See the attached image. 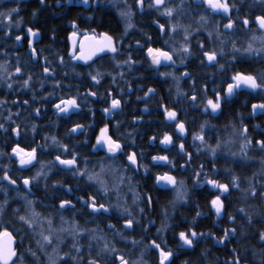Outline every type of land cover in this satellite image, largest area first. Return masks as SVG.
I'll return each instance as SVG.
<instances>
[{
  "label": "trees",
  "instance_id": "16d2710c",
  "mask_svg": "<svg viewBox=\"0 0 264 264\" xmlns=\"http://www.w3.org/2000/svg\"><path fill=\"white\" fill-rule=\"evenodd\" d=\"M249 1L239 0L238 2V0H229V3L234 2L239 8V12L236 11L232 15L234 20L237 15L240 17L247 15L250 19L255 18L256 15H264V9L261 7V4L257 3V5L250 6ZM0 6L6 9L7 3L0 4ZM30 6L36 7L39 10L38 16L31 23L32 25L36 24L35 26L39 27L42 30V35H44L43 40L35 46L38 53L37 61H33L30 58V51L24 41L18 46L14 44L10 36L5 35L6 31L0 32V61H7L10 73H13L10 78V83L13 84V87L11 89L7 88L5 91L0 89V99L7 101L4 104H0V124H3L5 129H7V131L0 130V152L7 154L8 150L16 145L26 149L37 148L40 159L52 161L60 153V150L52 144L50 139L55 136L57 140L68 144L70 149L74 146V150L79 153L81 159L88 157L90 162L95 163L98 160V154L93 153L92 144H94L98 130L106 124L101 123L105 119L101 107L103 108L105 105L109 106L108 92L106 91H113L112 95L121 100V108L114 112L113 117L109 120L110 123H108L112 136L114 139H119L125 145V152H142V163L149 168L147 174L142 171L138 173L128 172L126 175H134L135 182L133 183L139 182L138 189L143 193L151 190V195L154 199V206L146 208L141 225H138L134 231L125 230L127 237L131 240H140L142 236L146 237L142 245H147L148 241L155 237L156 229L160 226L162 208L167 207L170 215L168 223L171 227L163 236L167 240V246L176 252L174 264H183L184 261H190V264H230L236 257L240 258V264H259V249L261 244L258 241V233L264 230L263 200L251 196L245 199L238 190L230 188L229 193L222 196L225 208L221 217L217 218L211 207V200L218 195L219 191L207 183L197 185L195 173L200 171V165L203 164V172L208 174L207 178L215 179L220 183H230L232 175H237L243 181L241 187L244 188L248 187L246 178H251L257 190L264 191V188L260 187L261 182H264V175L260 174L262 167L260 160L264 158V152L259 151L255 145L256 140L264 139V112L259 111L253 115L251 109L255 101L264 103V92H241L238 96L232 98L229 104L223 107V114L211 115L205 113L203 110L206 99L214 96L209 91L213 88H220V83L226 81L236 71L257 76L260 72L264 71V53L253 56L239 55V58L234 54L237 57L235 61L219 59V63L225 65L224 70H220L218 66L207 65L206 62L204 65L207 68H204V65L201 67V61L197 58L201 55L198 51L199 45L197 41L204 42L205 50H210L213 46L204 33L196 34L191 40L192 51L196 54L191 57L194 58L191 63L193 66L198 64L199 67H194L192 70L191 81L195 83L197 93L202 92L205 87H207L208 92L206 94L200 92L194 106L186 97H178L172 93L169 77L159 79L157 76L148 73L144 49L152 41L146 43V38H141L139 41L143 45V49L132 47L129 53H131V56L139 58L140 62L145 64L143 75L136 74V71L134 75L138 77V80L142 78L143 99L137 101L134 100L136 97L134 96L132 97L133 102H128L127 99L131 95H119L120 93L114 92V90L121 88L120 77V80L112 84L110 82L112 77L105 76L99 85H95L86 75L89 71L87 67H78L76 71L82 75L73 76L70 68L61 66L55 54L59 53L64 56L65 61L69 60L67 55L69 47L63 42L64 35H62L66 26L62 21H59L53 4L49 5L47 12L41 11V5L37 4V0H34ZM22 7L27 8L26 5ZM105 13H108L109 16H106V14H97L96 16L97 24L102 29H104V25L106 24L111 27L114 24L119 25L121 23L120 16L115 10ZM148 19L147 16L145 33L151 35V31H157ZM239 23L237 22V25ZM148 26L151 27L148 28ZM237 31L240 32L238 36L226 37V39L228 38L227 43L230 44V47H227V43L224 44L226 49L232 48L231 42L233 40L236 42L237 47H239V42L243 41L242 37L245 35L242 33L243 30L240 25ZM109 32L119 36L113 29L109 28ZM156 34L158 36V33ZM223 34L226 33L223 32ZM129 53H125V55ZM121 54L122 51L117 56H121ZM42 57H47L52 63L45 65ZM17 65L22 68V74H15ZM45 66L54 69L55 75L46 78L43 75V67ZM101 70L103 71L104 69ZM107 71L111 70L107 69ZM65 72L69 73L68 76L64 75ZM30 74L32 75L30 86L23 88L21 86L22 81ZM57 81L60 82V87H55ZM41 83H43V87H41ZM149 88L155 89V92L150 94L149 97L144 98V93ZM89 91L96 92L98 94L97 97L86 96L85 94ZM50 93L51 95H49ZM44 97H47V99H42ZM69 98L77 99L80 106L79 111L73 110L67 116L63 114L58 115L53 105L59 103L61 99ZM25 100L28 101V104L23 103ZM161 105L177 112L178 121L185 123L186 135L181 136L176 131V122H170L165 119L164 110L160 107ZM146 107L148 111L141 112V108L145 109ZM35 109L40 110L39 116L36 115ZM9 113H11L10 119H8ZM138 119L139 121H137ZM204 121H208V126L205 128L203 134L206 137L207 143L213 146H215L217 138H228L232 131L230 126L232 123H235L237 127L240 126L241 122L246 125L249 129L248 136L253 140V145L248 151V155L252 159L244 160L238 154L236 157L230 155L231 152L238 151L237 143L239 138L234 137L237 139L235 143L217 153L215 160L216 171H213V158L204 150L198 152L196 146L199 145V141L194 142L192 139V134L200 131V125ZM118 122L119 127H117ZM76 124L84 125L86 131L70 134L71 128ZM33 125L36 126V131L32 130ZM226 125H228L227 128L225 127ZM257 125L259 127H256ZM17 126L20 129L19 136L12 133V128ZM165 133L172 136L175 146L169 145L168 148H164L160 145V140ZM45 137H49V139L46 141ZM151 137H156V139L150 143ZM85 140L88 141L86 145L83 143ZM133 140L135 141L134 144L132 143ZM180 143H184L186 151L192 153L190 164L184 168H180V165L185 164L187 157L184 154H178ZM38 146L48 147V149L47 151H43ZM60 154L62 158H69L67 154ZM154 155L168 156L169 160L176 164V167H172L170 164H163V162L154 164L152 162V156ZM3 156L8 158L7 155ZM10 160L12 163L14 162V158ZM116 162L118 167L126 163L123 156L118 157ZM58 169V166L56 169H53L49 173L50 178L45 180V184L48 186L47 190H49L47 193L48 197L57 189H60L53 187L56 181H63L72 188L76 184V180L70 175V172H61ZM226 169H231V173L225 171ZM11 170L10 175L13 178L29 174V170L16 168L15 164L11 166ZM164 171H169L178 180H183L189 191L187 202L178 204L175 210L169 204V201L173 199L169 192L161 191L155 185L156 175ZM199 180L203 182L206 180V177L202 174ZM51 190L54 191L52 192ZM63 192L65 193L63 198L67 199V193ZM38 193L39 191H37V195H40ZM10 200H8L10 206L4 211V217L0 218V221L2 220L1 223L8 229H10L8 221L12 215L14 216L15 206H18ZM240 207H244L253 215L251 224L247 222L243 214L236 211ZM197 212H200L201 215L197 216ZM230 213L235 215L234 223L228 219V214ZM65 214L73 216L71 211H66ZM138 219H141V217ZM147 219L154 220L155 225H150V231L144 233L141 229L142 225L147 222ZM115 225L117 230L121 229L118 223ZM189 228L198 233H211L216 237L223 236L225 228H235L236 234L231 236L225 244H218L209 236L198 239L194 248L180 249L178 247L180 243L178 233L187 231ZM116 243L118 249H127L123 243ZM233 249H236V251L233 252ZM21 250L20 248V252ZM254 250L257 252L255 257L253 256ZM205 252L206 254H202ZM91 253L92 256H95L93 251ZM107 259H113V257H107ZM144 259L147 264H156L157 253L154 251L145 252ZM84 264H87L86 257Z\"/></svg>",
  "mask_w": 264,
  "mask_h": 264
},
{
  "label": "snow or ice",
  "instance_id": "6c2138e0",
  "mask_svg": "<svg viewBox=\"0 0 264 264\" xmlns=\"http://www.w3.org/2000/svg\"><path fill=\"white\" fill-rule=\"evenodd\" d=\"M59 4L61 0H56ZM104 0H80V3L83 5H89L90 3L96 5L98 3H103ZM110 3L114 7L119 8V4L116 3V0H109ZM168 0H150L147 4L148 9H155L159 16H163L168 18V24L159 23L158 20H153V23L158 26L159 32L161 34H166L168 32L172 33L173 35L177 33V31L183 32V40L179 44V47H172L171 51H164L161 48H154L152 46H148L146 49L147 57L151 61L152 66H156L157 70L158 67L162 64L165 66L176 65V60L174 59L175 56H179V64L185 65L186 60L195 56L196 54L192 51V44H191V37L193 35L192 31H190V26L186 27L179 22L172 23V18L177 13L178 9L182 10L183 8V0H181L180 5L176 7H169L167 6ZM41 5L45 4V0H39ZM64 3H68V0H64ZM136 8L139 9L140 13H143L145 10V0H134ZM257 3L264 5V0H257ZM124 8L119 10V16L124 21L123 32L119 37H113L109 35L107 32L100 33L99 40H95L94 37L96 36L95 29H92L93 36H89L87 32L83 33L84 40L89 41L91 43L88 44L86 47L85 42L77 41L74 39L77 36V32L79 31L78 25L76 21L71 22V27L73 31L69 34L68 40L71 42V48L68 51L67 55L69 57L68 61H65L64 56L56 53L55 55L58 57V62L61 66L70 68L73 76H81L82 74L77 72L76 69L81 65L79 63H71L75 62H83L84 66H87L89 71L86 73L87 77L93 82L95 85H99L101 81L104 79L105 76L112 77V83H116V75H113L112 72L104 70L102 71L100 67L93 68V64H95L94 57H97L99 53H111L112 60L115 68L119 69L124 65H127L129 69H131L135 64L139 63V61H134L132 59L131 53L127 56L126 59L123 61L118 60L117 54L120 52L121 46L123 45V40L129 35L131 29H134L136 26L133 24L132 19L133 16L136 14L133 10V5L127 3V0H124ZM203 4L207 5L209 9L212 10L213 13L216 14H223L227 18V23L223 24V28L226 30H233L237 22H242V26L244 29H249L252 20L246 15L244 17H240L237 15L236 19L234 20L230 15L232 9H236L239 12L238 6L233 2L229 3V0H203ZM163 8L161 12L160 9ZM18 8H11L7 11H0V18H3L6 21L5 27L13 26V13L18 14ZM37 13L34 11L32 13L35 16ZM88 20L94 21L95 16L90 15L87 17ZM255 24L257 25V29L254 30V34L251 35V38L247 44V47L241 49L236 46V42L233 40L231 51L233 54L236 53H256L261 54L264 53V15H256L255 16ZM22 23L21 20H16L14 26L19 28ZM198 23L201 27L207 25L209 23V17L202 15L199 18ZM217 26L215 29V38L219 41V47H213L210 50H205V44L203 41H197L199 45V53L201 64L204 65L207 62V65L210 66H218L220 70L225 69L224 64L219 63V57H223L224 53V44L226 43L225 39H222V33L219 28L220 22H216ZM197 32L200 29H196ZM255 31H259L260 34L256 35ZM10 33L5 32V35H9ZM39 35L38 30H33V28H27V37H28V47L30 50V55L33 60H35L38 56L37 50L34 48V38ZM146 40L145 42H149L152 40V37L147 33H143ZM208 39L212 40L213 32L208 31L207 33ZM22 36L16 35L15 41H21ZM259 41L260 46L255 47L254 43ZM79 43V48L77 49L76 45ZM167 44L168 42L165 41ZM137 47L143 49V45L140 41L136 42ZM131 47V46H129ZM45 65L51 64L47 57H42ZM235 59V55L232 57ZM15 74H22V68L17 65L15 68ZM68 72H65L64 75L68 76ZM13 74L8 72V65L7 61L0 63V80H3L7 84V88L11 89L13 87L12 83H7L8 79L11 78ZM43 75L47 78L49 76L55 75V70L50 69L48 66L43 67ZM118 75L121 79L124 77L123 72H119ZM160 76L162 77H171V79L176 84V92L178 97H186L189 101L195 106L196 101L198 99L199 93H197L195 88V83L192 85L193 94L191 97H187L186 93H183L180 89V80L185 78H191V73L188 71H184L180 73L179 76L175 74V72H160ZM32 81V75L30 74L26 79L22 81V87L28 88L30 86V82ZM231 83L227 84L225 89H217L213 88L212 92L214 96L212 98H207L206 102L203 105V110L205 113H210L211 115L223 114V107L231 101L233 96L235 95L236 91L240 89L242 86L244 88L250 89L254 92H264V71L260 72L259 75H253L250 73H244L240 71H236L231 76ZM41 87H43V83H41ZM55 87H60V82L57 81L55 83ZM123 91V90H122ZM205 94L207 93L208 89L205 87L203 89ZM155 89L149 88L144 93V98L149 97L150 94H153ZM51 95V93L49 94ZM86 96L90 97H97V93L93 91H89L85 94ZM108 98L110 99V105L105 107L102 111L105 116L111 115L114 111L119 110L121 108V100L115 98L112 95V92L109 91L107 93ZM42 99H47L44 97ZM138 99H143L138 97ZM7 101L0 100V104H4ZM15 103V101H13ZM24 104H28V101L25 100ZM53 107L56 110V113L63 114L65 116L69 115L72 110L78 109L79 104L76 98H69V99H61L59 103L54 104ZM161 108L164 110V117L167 121L176 122V131L181 135H186V127L185 123L182 121H178V115L175 110H171L168 107L161 105ZM252 114L255 115L256 112L259 110L264 112V103L259 104H252L251 106ZM36 115H40V110H34ZM144 111H148L147 107ZM19 115V113H17ZM11 118V113H9L8 119ZM208 126V121H204L200 125V131L198 133L192 134L193 141H199V145H197V151L200 152L201 150L206 151L212 158H213V171L215 169V160L217 158V153L222 151V149L226 148L227 146L235 143L234 137L241 138L240 142V150L239 155L244 160L252 159L248 155L249 149L253 145V140L248 136L249 129L246 125L242 122L239 127L235 123H232L231 126V133L229 134L227 139L224 138H217V142L215 146L208 144L206 141V137L203 134L205 128ZM117 127H119V122L117 123ZM226 128L228 125L225 126ZM256 127H259L257 125ZM0 130L7 131L3 124H0ZM32 130L36 131V126H32ZM78 131H86V128L82 124H76L74 127L71 128L70 134L77 133ZM12 133L16 136L20 135L19 126L12 128ZM131 135V133H129ZM49 137H45L47 141ZM52 144L56 146L60 153L67 154L69 158H62V155L58 153L53 161H48L46 164L41 162L40 167L35 172L34 175L30 177H24L21 181V184L24 189L27 190L26 193L20 194V199L24 200L25 205L30 210L26 215H18L17 219L21 222L22 226H26L28 230H35L40 213H37L33 207L34 201L28 199V193H31L32 187L39 183L41 179L47 180L50 178L49 173L52 172L53 169L57 168V165L61 166L58 170L61 172H70L72 177L76 180H84L86 181L88 186H95L94 191L87 194L85 197L84 195L76 197V200L89 211V215L97 214V215H104L112 212L113 209L119 213V216L124 219L123 228L117 230L114 224H108L107 227L109 229H113L116 236H119L121 240L125 243H128V237L125 233V230H135L138 225H141V220L145 216L146 208H152L154 206V199L151 195V190L147 193H140L136 189L139 187V182L133 183L134 175H126L129 171L133 173L139 172L143 170L146 174L149 171L147 165L142 163L143 153H137L135 151L125 152V145L122 144L119 139H114L111 135H109V126L105 124L103 128L100 129V134L96 137V141L92 144L93 153L98 150H102L105 152V156L101 157L99 160L96 161V164L93 168H89L88 165L90 163L88 157L83 158V166H81V157L79 153L74 150V146L70 149L68 144L62 143L61 141L57 140L55 136L50 138ZM156 137L150 138V143L155 141ZM85 145L88 143L87 140L83 142ZM132 143L134 144L135 141L133 140ZM161 145L165 146H175L173 144V138L168 133H165L163 138L160 140ZM255 145L257 149L261 152H264V139L256 140ZM43 147V146H38ZM37 148H32L31 151H25L23 148H20L19 145L12 147L11 153L5 154L0 152V155H8L9 159L15 156L19 162L21 168H25L27 166H35L34 161H37ZM184 154L187 159L185 160V164H181L180 168H184L186 165L190 164L192 159V153L187 152L185 149L184 143L179 144V153ZM231 156L236 157V152H231ZM123 156L126 160V163L122 164L120 167L115 166V162L117 161L118 157ZM152 162L154 164L158 162H164L166 164L172 165V167H176V164L169 160L168 156L165 155H154L152 156ZM261 163V175H264V158L260 160ZM98 166L99 170H96ZM204 165H200V171L195 173L196 184L199 185L201 183H207L212 186V188L217 189L219 191V195H216L211 200V207L214 209L217 218L221 217L223 214L225 204L222 200V196L229 193L230 188L238 190L243 198L247 199L249 196L256 198L258 197L261 200H264V191H258L257 188L253 185L251 178H246L248 182V187L244 188L241 187L243 181L237 175H232V179L230 183H220L219 181L211 178H207L208 174L203 172ZM225 171L231 173V169H226ZM111 173L114 177V183L109 186L108 182L103 179L106 173ZM206 177L205 181H200L199 177L201 175ZM255 175V174H254ZM0 181L7 182V185L16 186L17 190L19 189V185L17 179L13 178L10 175V172L6 169L3 172V176H0ZM126 183L128 191L132 193V204L129 205L127 200L124 199V196L121 193V188ZM161 183L165 186H170L171 190L175 193V196L169 204L171 205L172 209L175 210L176 206L180 203H186L187 198L189 196V192L187 187L185 186V182L183 180H177V178L173 175L168 173H164L163 175H157L155 177V185L160 186ZM47 184H45V188L47 189ZM54 188H63V190L67 194L73 193L74 189L65 184L63 181H56L53 185ZM261 188H264V182L260 184ZM0 191L4 193V200L0 201V213H3L7 207H9L8 201V188L0 185ZM112 193H115L116 196V203L111 202H104V198L111 197ZM144 203L145 207H140L141 203ZM135 206L138 211L134 214L133 207ZM65 210H73V217L76 215V204L71 199H62L59 202L58 211L63 212ZM15 212L19 213L20 209H15ZM236 211L243 214V216L247 219L249 224L253 221V215L250 214L244 207L238 208ZM162 219L160 226L156 229V235L154 238L148 241V244L144 246V250L141 253V258L138 260H131L126 258L123 254L118 253V249L115 245H110L109 243L105 242L103 247H101L95 256H92L91 251H89L87 264H116V261L119 264H146L143 260V255L145 252H152L154 251L157 253V260L156 264H174V259L176 256V252L167 246V240L164 239L163 234L171 227L168 223L170 220V215L168 212L167 207L162 208ZM197 216H200L201 213L197 212ZM137 216L141 217L138 219ZM229 221L235 222V215L230 213L228 214ZM61 221L64 224H69V221L65 220L63 215H61ZM46 223L48 225V235H44L43 226L41 225V240H37L36 243L40 250L44 251L47 247L52 248L51 253H46L47 255V264H84L85 257L83 255H72L69 252H64L61 254L60 244L63 243V237L61 234L67 233L72 236L73 243L71 245L72 249H74L75 253H81V246L78 243V238L88 235L90 239L99 240L104 239L102 236H98L97 233L101 231L99 228H82L80 224L73 218L69 227H61L59 230H56L52 227L53 219L51 217L46 218ZM154 226L155 221L152 219H147V222L142 225V232L147 233L150 231L149 226ZM236 234L235 228H225L223 236L216 237L211 233H198L192 228H189L187 231H181L178 233L179 245L180 249L184 248H194L196 241L200 238H207L211 236V238L218 244H225L231 236ZM146 237H143L140 240L132 239L130 243L133 247L139 246L143 244V241ZM24 237H21V241L16 247H13L14 244V236L13 233L8 230L7 227L0 229V264H24L25 254H29L33 257L36 256V253L32 251L31 248L25 249V252H19L17 249L23 246ZM258 241L261 244L259 249V264H264V230L259 231L258 233ZM91 249V245H89ZM236 249H233L235 252ZM202 254H206L202 253ZM257 252L253 251V256L255 257ZM106 257H113V259H107ZM183 264H190V261H184ZM230 264H240V258L236 257L234 260L230 262Z\"/></svg>",
  "mask_w": 264,
  "mask_h": 264
},
{
  "label": "rangeland",
  "instance_id": "374dc122",
  "mask_svg": "<svg viewBox=\"0 0 264 264\" xmlns=\"http://www.w3.org/2000/svg\"><path fill=\"white\" fill-rule=\"evenodd\" d=\"M0 1H3V0H0ZM20 1L21 0H5V2L7 3V8L8 9L18 8V4H19ZM238 2H239V0H238ZM249 2H250V6L257 5V0H250ZM116 3L119 4V8L114 7L112 5V3H111V7L115 11L117 10V12L119 14V10L124 8L125 4L123 5L119 1H116ZM180 3H181V0H168L167 6L176 7L177 5H180ZM261 7L264 9V5H261ZM5 11H7V10H5ZM160 11L162 12L163 8H161ZM236 11H237L236 9H232V11L230 12V15L232 16L234 12L236 13ZM156 13H157V11H156ZM15 15L18 17L17 13H13V20H12V25L13 26H9V27H5L7 22L4 21L3 18H0V26L2 28V31H4V32L6 31V32L10 33L7 36H10V38H11V40H13L14 44L18 43L17 41H15V36L16 35H22V33H20V31L22 30V26L20 25L19 28H16L14 26L15 21L18 20V19H16ZM157 15H158V13H157ZM202 15H205V16L209 17V23L207 25L203 26V27H201V25L198 23L199 18ZM159 17L163 18V20L165 21L166 25L168 24V18L163 17V16H159ZM251 20H252V23H251L249 29H244L243 26H242V22L239 23V25L242 27V30H243L242 33L245 36L242 37L243 41L239 42L240 44H239L238 48L247 47V44H248V42H249V40L251 38V35L254 34V30L257 29V25L254 22L255 18H252ZM217 21L220 22L219 28H220L221 33L222 34H223V32L226 33V34L222 35V39H225L226 43L228 42V38L226 39V37H228V36L229 37H231V36H235L236 37L240 33L236 29V27L239 26V25H236V27L233 30H231V31H229V30H225L224 31L223 30V24L228 22L227 18L222 13L221 14L213 13L212 10L209 9L207 5L203 4V0H183V8H182V10L178 9L177 13L172 18V23L179 22L180 24H182V25H184L186 27L190 26V31H192V33H193V35L191 37L192 39H193V37L196 34H199V33L200 34L204 33L207 36V38H208V35H207L208 31H212L213 32V38H212V40H210V43H211V45L213 47H215V46L219 47L220 46L219 41L216 40V38H215V29H216V26H217V24H216ZM122 22H123L122 25H124V21L123 20H122ZM198 28L200 29L199 32L196 31V29H198ZM255 34L259 35L260 32L255 31ZM12 37H13V39H12ZM182 40H183V32L182 31H177V33H175L174 35L172 33L168 32L166 34L165 38H164V42L163 43H164V46L170 52L172 47H179V44L182 42ZM165 41H167L168 43L166 44ZM228 46L230 47V44L227 43V47ZM254 46L255 47H259L260 46L259 41H256L254 43ZM223 48H224L225 55L222 58H223V60L226 59L227 61L228 60L235 61V59L237 58L236 56H238V58H239V55H247V56L257 55L256 53L248 54V53L240 52V53H236L235 54L236 58L233 59L232 57H233L234 54L232 53L231 48L230 49H228V48L226 49L225 45L223 46ZM174 58L179 62V60H180L179 56H175L174 55ZM0 63H3V62L0 61ZM8 72L10 73L9 68H8ZM176 75L179 76L180 73L176 74ZM181 81L182 80H180V85H179L180 89H181ZM10 82H11V79H8L7 83H10ZM6 85L7 84L3 80H0V89H3V91H5V89H7ZM173 87H174L175 92H176V84H175L174 81H173ZM176 95H177V92H176ZM259 103L260 102H257L256 104H259ZM54 110H55V108H54ZM258 112H259V110L256 112V114ZM209 113H210V110H209ZM99 134H100V130L97 133L96 137ZM96 137H95L94 143L96 141ZM234 140L236 142L237 139L234 138ZM240 142H241V138H239V141L237 143L238 151H236V152H238L237 153L238 155H239V150H240ZM19 147L23 148L21 146H19ZM23 149L26 152L27 151H31V149H26V148H23ZM39 149H41L43 151H47L48 147H39ZM11 150H12V147L8 150L7 154L11 153ZM98 152L105 153L102 150H98ZM102 155H103V157L105 156V154H102ZM11 158H14V156L11 157ZM53 160H54V158L52 159V161ZM48 161H50V160L40 159L39 156H38V151H37V161L34 163L35 166L34 167L33 166L25 167V168L22 169L21 166L19 165V162H18L17 159L14 158V162L12 163L11 160L9 159V156L7 158V157H4L3 155H0V176H3V172L5 170V166H6V169L9 172H11L12 171L11 170V166L13 164H15L16 168H19L21 170H25L27 168H28L27 170H29V174L28 175L19 176L18 178L17 177L15 178V179H17V182H18V185H19V189L18 190H17L16 186H10V185H7V182L0 181V185H3V186L8 188V200L11 199L10 201H12L15 205H18V206H15L14 210L15 209H20L19 213L14 211V216L12 215V217L8 221V225H9L10 230L14 233V235L18 236V242L19 243L21 241V237H24L23 246L21 247V249H22L21 252H25V249L31 248L32 251H34L36 253L35 257H33V256L29 255V254H25L24 264H27V262H28V264H47V255H46V253H51L52 252V248L51 247H47L46 250L42 251V250H40V248L38 247V245L36 243L37 240H41V236H40L41 225L43 226L44 235H48V231H47L48 225L46 223V218L47 217H51L53 219L52 227L54 229H56V230H59L61 227H65V228L69 227L72 219L74 218L76 220L75 217L68 216V215L65 214L66 211L67 212H69V211L73 212L72 210H65L63 212H59L58 211V207H59V202L60 201H58L57 199H52V198L47 196V193L49 192V190H47L45 188V180L44 179H41L38 184H36L34 187H32V190L36 191V189H37L39 191L38 194H40V195H37V196H39V198H37L35 195H31L30 193H28V199L34 201L33 207H34L35 211L37 213H40V217H39V220H38V223H37V226H36L35 230L34 231L33 230H28L26 228V226H22L21 222L17 219L18 215H26L30 211L28 209V207L25 205L24 200L20 199V194L27 192V190L24 189L22 184H21L22 179L24 177H30V176L34 175L35 172L40 167V163L43 162V163L46 164ZM95 164H96V162L95 163L90 162L88 167L91 169V168H93V166ZM81 166H83V159H81ZM115 166L118 167L117 166V162H115ZM96 170L97 171L99 170L98 166L96 167ZM70 175H72V174H70ZM103 179H105L108 182L109 186H111L114 183V177H113V175L110 172L106 173L105 176L103 177ZM133 182H135V181L133 180ZM136 190L143 194V192L141 190H139L138 187H137ZM36 193H37V191H36ZM121 193L124 196V199L127 200V203L129 205H131L132 204V193L128 191L126 183H125L124 186H122ZM219 194L220 193H218V195ZM171 195H172V197H174L175 193L172 191ZM4 198H5L4 197V193L2 191H0V201H3ZM51 199L54 200L55 202L54 203H50ZM104 200L106 202H111L113 204L116 203L115 193H112L111 197H109V198H104ZM263 202H264V200H263ZM132 207H133V211H134V214H135L138 211V209H136L135 206H132ZM140 207H144L143 206V202L140 204ZM88 211H90V210H88ZM111 213H112V215H115L118 218V222H119L118 224L120 225V228L122 229L123 228L124 219L119 216V213L116 212L115 209H113ZM4 215H5L4 212L0 213V218L4 217ZM61 215H63L65 220L69 221V224L62 223ZM94 215H97V214H93L91 216H94ZM137 218H139V216H137ZM13 220H14L15 223L13 222ZM95 220L93 222H91V223H88V224L87 223H79L77 220L76 221L80 224V226L82 228H89V229H91V228H99L101 231H99L97 233V235L104 237V239L93 240V239H90L88 237V235H85L83 237L78 238V243L81 246V253L77 254V253H75L74 249H72V247H71V245L73 243L72 236L67 234V233H63V234H61L62 237H63V243L60 244L61 254H63L64 252H69L72 255H83V256H85L88 259L87 255L89 254V251H93L94 254L96 255V252L101 247H103L105 242L109 243L110 245H115V247L117 245L116 242H119V243H123L124 245H126L127 249H125V250L121 249L120 250V249H118L116 247L119 250L117 255L123 254L126 258L131 259V260H138V259L141 258V253L144 250V246L143 245H139V246L133 247L132 244L130 243L131 239H129V238H128V243H125L123 240L120 239L119 236L115 235V232H114L113 229H109L108 227H106L108 224L101 227L98 224V221L96 222ZM1 222H2V220L0 221V229H3L5 227V225L2 224ZM106 229L108 231H105ZM89 245H91V249L89 248ZM143 260L145 261L144 255H143ZM116 262H117V264H119L118 261H116Z\"/></svg>",
  "mask_w": 264,
  "mask_h": 264
},
{
  "label": "flooded vegetation",
  "instance_id": "af4514ba",
  "mask_svg": "<svg viewBox=\"0 0 264 264\" xmlns=\"http://www.w3.org/2000/svg\"><path fill=\"white\" fill-rule=\"evenodd\" d=\"M33 1L34 0H21L19 2V4H18V9H19V12L17 14L18 17L15 15L16 19H18V20L22 19V23H21V26H22V30L21 31L22 32L20 31V33H22V35H21L22 39H21V41H19L16 44L19 46V45L22 44V41H24L26 43V45H27L28 50H29L28 37H27V28L28 27L33 28V30H38V32H39V35L34 38V43H33L34 48H35L36 44L38 42L42 41L43 38H44V35H42V30L39 27H36L35 26L36 24L32 25V23H31L38 16V14L33 16L32 13L34 11L36 13H39V10L36 7H31L30 6L33 3ZM116 1H119V2H121L124 5V0H116ZM149 2H150V0H145V10H144L143 13H140L139 9L136 8V6H135L134 0H127L128 4L133 5V10L136 13L133 16V19H132V22H133V24H135L136 27L134 29H131L130 32H129V35L126 38H124L123 45L121 46V49H120V51H122L123 55L121 54V56H117L116 58L118 60L123 61L124 59H126L129 54L125 55V53H129L131 51L132 47L138 48L136 42L139 41L141 38L143 39L145 37L143 35V33H145V21H146L147 16L149 18L148 20L151 22L152 25H154L153 27H155V29L157 31V32L151 31L152 34L150 36L152 37V40H151L152 42L150 41L151 44H149L148 46H152L154 48H161L164 51H169L164 46V43H163L164 42V38H165L167 33L166 34H161L159 32L158 26L153 23L154 19L158 20L159 23H162V24H165V21L163 20L162 17H159L157 15L155 9H148L147 4ZM3 3H6L5 0L0 1V4H3ZM37 4L41 5L39 3V0H37ZM50 4H53V6L55 7V9L57 11V17H58L59 21H62L64 23V25L66 26L65 27L66 29H64V34H62V35H64L63 36L64 37L63 42L66 45H68L69 50L71 48V42L68 40V37H69V34L73 31V29L71 27V22L72 21H76V23L78 25L79 31L77 32V36L74 38L77 41L87 42V41L84 40L83 33L87 32L88 35L91 37V36H93L92 29H95V32H96V36L94 37L95 40H99L100 39V37H99L100 33L107 32L109 35H112L115 38V37H119L122 34V32H123L124 25H122V23H123L122 20H121V23L119 25L113 23L114 25L109 27L108 24H106V25H104L105 26L104 29H102L101 26L97 24L98 23L96 21L97 14H106V16H109L108 13H105V12H113L114 11V9L111 7V3L109 2V0H104L103 3H98L96 5H93L91 3L89 5H83V4L80 3V0H68V3H64V0H61V2L59 4L56 2V0H45V4L41 5V11L43 10L44 12H47ZM24 5H26L27 8L22 7ZM0 7H1L0 11L9 10L8 8L5 9L3 6H0ZM116 12H117V10H116ZM145 13H147V14H145ZM90 15H94L95 16V20L94 21H90V20L87 19V17L90 16ZM107 27H109L110 29L115 30V33L117 32L119 34V36L116 35V34L110 33L109 32V28H107ZM149 27H151V26H148V28ZM237 28H238V26L236 27V29ZM223 30L225 31L226 29L223 28ZM0 32H2L1 26H0ZM156 33H158V36H157ZM12 39H13V37H12ZM190 39L192 40V38H190ZM129 46H131V47H129ZM76 47H77V49L79 48V43H77ZM146 49H147V47L144 49V53H145L144 54V58L147 61V66H148L147 69L149 70L148 73L149 74H153L154 76H157V78H159V79H161V78L165 79L166 78V77L160 76L159 75L160 72H175V74H179V73H182L184 71L190 72L191 73V78H192V70L194 69V67H197V68L199 67L198 64H195V66H193V64L191 63L194 58H189L188 60H186L185 65H180L179 62L174 58L176 60V65L165 66V65L162 64L161 66L158 67V70H157L156 66H152L151 65V61L147 57ZM30 58L32 59L31 55H30ZM197 58L201 61L200 56L197 57ZM132 59L134 61H139V63L135 64L131 69H129L127 67V65H124L123 67H121L119 69L115 68V66L113 64L112 54L111 53L110 54H104V55L96 57L94 59L95 60V64H93V68L100 66L101 69H104V70L109 69V70H111L110 72H112L113 75H116V81L120 80L119 79L120 76L118 75V73L119 72H123L124 73L123 79L120 80L121 88H119L117 90H114V92L120 93L119 95H131L127 99L128 102H133L132 97H134V96H136L134 98V100H137V101L141 100V99H138V97L143 98V91H144L143 90V86H142V80H141L142 78H140V80H138V77H135L134 75H135V71H136V74L139 73V74L143 75L145 64L141 63L140 59L137 58V57L132 56ZM218 59L222 60L223 58L219 57ZM37 60H38V56L33 61H37ZM71 63H78V62L73 61ZM79 64L81 66H84L81 63H79ZM84 67H87V66H84ZM201 67H203V65H201ZM204 68H207V66L204 65ZM231 76L226 81H222L220 83L221 87L218 88V89H225L227 87V84L232 82L231 81ZM169 78H170V84H171L172 93H174L176 95L175 89L173 87V80L171 79V77H169ZM191 78H185V79H182V81H181V90H182L183 93L187 94V97H191V95L193 94V90L191 88V86L193 85V82L191 81ZM110 80H111L110 82L112 83V78ZM184 82H185V84H184ZM106 92H109V91H106ZM111 92H113V91H111ZM202 92H204V91H202ZM209 92H212V89ZM241 92L254 93V92L248 90L247 88H243L241 90H237L235 95L233 96V98L238 96ZM212 94L214 95L213 92H212ZM108 101H109V105H110V99L109 98H108ZM254 103L256 104L257 102L255 101V102H253V104ZM105 107H108V106L105 105L103 108L101 107V111ZM79 109H80V106H79L78 109H75V110L79 111ZM141 109H142L141 112H144V109L143 108H141ZM114 112L111 115H109V116H105V114L102 111V113L105 116V119L101 123H106V124L110 123L109 120L113 117ZM137 121H139V119ZM108 126H109V124H108ZM102 127H104V125L101 126V128ZM99 130H98V132H99ZM109 134L112 136L110 128H109ZM161 146L164 147V148H168L169 147V146H165V145H161ZM95 153L98 154V160L101 157H103L102 154H105V153H101V152H98V151H96ZM163 164H166V163L163 162ZM142 171L143 170H141L139 172H142ZM129 172L133 173L132 171H129ZM164 173H168L170 175H173L169 171H166V172L164 171L163 173L157 174V175H163ZM157 187L159 189H161V191L169 192V194L171 195L172 190H171L170 187H160V186H157ZM94 188H95V186H91V187L88 186L86 181H84V180H79V181L76 180V184L73 187V189H74L73 193L67 194L68 195L67 199L73 200V202L76 204V215H75L76 220L79 223H87L88 224V223L93 222L96 219L95 221L96 222L98 221V224L101 227L105 226L107 224H114V221H115V224L119 223L118 222V218L115 215H112L111 212L108 213V214H104V215H94V216L89 215L88 214L89 213L88 209L83 207L76 200V197L81 196V195H84L86 197L88 193L94 191ZM36 191H38V190L36 189ZM36 191L32 190L30 194L31 195H35L37 197ZM51 191L53 192V190H51ZM63 191H64L63 188L57 189L55 192H53L51 194L50 198L57 199L58 201H60L62 199H65V198H63L64 197L63 195L65 194ZM171 197H172V195H171ZM52 199L50 200V203H54L55 202ZM104 202H106V201L104 200ZM143 206H145L144 203H143ZM214 213H215V211H214ZM112 216H114V218H112ZM8 230L10 232H12L10 229H8ZM105 231H108V230L106 229ZM13 236H14L15 244L18 245L19 244L18 236L14 235V233H13ZM16 245H15V247H16ZM17 250L20 252V248H18Z\"/></svg>",
  "mask_w": 264,
  "mask_h": 264
},
{
  "label": "water",
  "instance_id": "95a60500",
  "mask_svg": "<svg viewBox=\"0 0 264 264\" xmlns=\"http://www.w3.org/2000/svg\"><path fill=\"white\" fill-rule=\"evenodd\" d=\"M89 43H91V42H89V41H87V42H85V45H86V47L88 46V44ZM104 54H110V53H99L98 54V56H101V55H104ZM97 56V57H98ZM96 57H94L93 59H95ZM150 60V59H149ZM78 63H81V64H83V62H78ZM244 87L242 86L240 89H238V90H241V89H243ZM248 90H250V89H248ZM250 91H252V90H250ZM252 92H254V91H252ZM255 93V92H254ZM37 155V154H36ZM14 158L15 159H17L15 156H14ZM36 161H34L33 163H35ZM59 166V165H58ZM27 167H31V166H27ZM59 167H61V166H59ZM160 187H170V186H165V185H163V183H161V185H160ZM15 241H14V244H13V247H15Z\"/></svg>",
  "mask_w": 264,
  "mask_h": 264
},
{
  "label": "bare ground",
  "instance_id": "6f19581e",
  "mask_svg": "<svg viewBox=\"0 0 264 264\" xmlns=\"http://www.w3.org/2000/svg\"><path fill=\"white\" fill-rule=\"evenodd\" d=\"M28 263V262H27Z\"/></svg>",
  "mask_w": 264,
  "mask_h": 264
}]
</instances>
